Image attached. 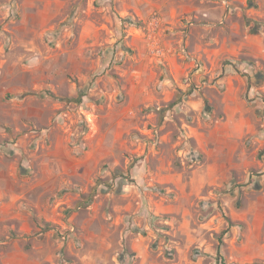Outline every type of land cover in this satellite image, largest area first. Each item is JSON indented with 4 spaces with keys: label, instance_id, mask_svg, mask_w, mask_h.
Here are the masks:
<instances>
[{
    "label": "rangeland",
    "instance_id": "374dc122",
    "mask_svg": "<svg viewBox=\"0 0 264 264\" xmlns=\"http://www.w3.org/2000/svg\"><path fill=\"white\" fill-rule=\"evenodd\" d=\"M261 73L264 0H0V264H264Z\"/></svg>",
    "mask_w": 264,
    "mask_h": 264
},
{
    "label": "trees",
    "instance_id": "16d2710c",
    "mask_svg": "<svg viewBox=\"0 0 264 264\" xmlns=\"http://www.w3.org/2000/svg\"><path fill=\"white\" fill-rule=\"evenodd\" d=\"M259 31V26L256 25L254 30H253V33H258ZM256 82H252L251 81V78L249 79V82H250V85H258V84H261L264 82V75L261 73V74H257L256 75ZM228 221H230V219H228ZM49 227V225H47ZM218 254L219 256H221V251H218ZM222 257V256H221ZM222 261L224 262V259L222 258Z\"/></svg>",
    "mask_w": 264,
    "mask_h": 264
}]
</instances>
